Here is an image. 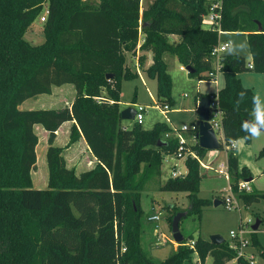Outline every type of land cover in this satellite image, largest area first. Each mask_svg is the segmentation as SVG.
<instances>
[{"label": "trees", "instance_id": "obj_1", "mask_svg": "<svg viewBox=\"0 0 264 264\" xmlns=\"http://www.w3.org/2000/svg\"><path fill=\"white\" fill-rule=\"evenodd\" d=\"M46 7L45 40L35 45L25 36ZM208 7V0H153L141 13V0H0V264H186L195 258L204 264L209 256L214 264H225L235 257L224 243L192 235L161 262L148 257L141 238L142 192L151 177L162 176L164 156L177 152L178 139L164 138L172 130L166 122L151 129L137 122L126 128L121 117L122 81L139 76L128 64L127 53L152 52L146 75L157 81L158 99L171 107L176 102L165 55L194 68L195 73H189L193 76L212 69L210 52L219 33L203 27ZM222 29L246 34L253 58V68L240 54L227 53L223 60L224 86L217 98L228 145L229 183L246 205L264 204V192L240 189L241 181L253 177L240 166L232 146L242 138L251 142L242 125L254 121L258 101L239 74L264 75V0H224ZM145 59L141 54V64ZM65 84L76 91L70 106L20 108L27 99L52 94L54 86ZM211 95L199 94L197 100ZM197 121L192 149L203 159L209 150L199 144ZM65 122H72L70 143L83 137L97 159L80 174L68 167L64 148L54 144ZM37 125L49 134L46 189L35 188L32 179ZM159 140L166 144L159 146ZM259 156H264V148ZM185 164V175L160 186L185 192L190 199V209L167 206L171 230L178 212L189 210L188 215L200 219L208 203L198 196L204 176L200 160L189 156ZM192 240L194 248L187 245ZM253 241L264 258V242L258 234Z\"/></svg>", "mask_w": 264, "mask_h": 264}, {"label": "rangeland", "instance_id": "obj_2", "mask_svg": "<svg viewBox=\"0 0 264 264\" xmlns=\"http://www.w3.org/2000/svg\"><path fill=\"white\" fill-rule=\"evenodd\" d=\"M149 0H145L147 3ZM144 0H142V4ZM42 15H48L47 7L44 9ZM41 16L34 22L31 27V31L25 36L34 39L32 43L35 45L44 42L45 37L43 33V25L45 21H41ZM35 27L37 30L33 29ZM39 32L42 34L35 36L33 32ZM40 39L42 40H38ZM225 37L232 40L233 45L228 50V54H240L244 56L248 61L251 60L250 49L246 48L242 42L247 39L248 36L241 33H232L231 35H225ZM172 40H177L175 35L171 36ZM165 60L168 64V70L173 79V98L176 100V104L172 106V110L167 113H162L161 110L155 108L156 105L163 108L164 103L158 99L157 96V81L147 77L145 69L137 63V57H131L128 59V64L133 71H137L139 67L140 74L138 77L122 81L121 89V107L122 110L127 107H135V104H142L148 106L144 113V121L142 126L145 129H151L157 122H166L174 127H181L184 124L189 126L193 125L197 120L198 115L195 111L196 99L199 94H214L217 91V85L210 80H201V75H190L188 71L180 70L182 64L178 59L170 54L165 55ZM251 76V85L257 87V93L261 102H263V89L257 85V79L262 78L264 84V76L258 75L255 72L246 73ZM252 82H255L252 84ZM250 85L248 82H246ZM224 85V77L220 76L219 88ZM53 94H40L35 97L27 99L21 106V109H50V108H63L71 103L75 97L76 91L72 84H65L60 87L54 86ZM262 110H264L262 108ZM254 118V115H253ZM255 119V118H254ZM255 121V120H254ZM136 123V120L123 119V126L131 128ZM68 124V123H67ZM70 128L71 125H65L60 133L58 140L54 143L65 149L64 157L68 160V166L74 168L78 173L83 170H87V165L74 166L75 157L72 151L74 143H70ZM172 128V127H171ZM65 129L69 131L68 135L64 134ZM35 131L39 137V144L36 148L37 151V164L32 172V179L35 188L46 189L48 187L49 168L47 164V149L48 133L40 125L35 127ZM169 133V132H168ZM185 137L191 138V133H184ZM176 138L173 131H170L169 138ZM165 138V136H164ZM190 140V139H189ZM72 146V147H71ZM71 147V148H70ZM79 147V146H78ZM240 148V149H239ZM264 148V135L259 139L247 142L242 138L238 140L237 154L241 163L250 171L253 180L251 187L256 192H264V156H259L260 150ZM80 149V147H79ZM223 152V150H221ZM71 153V154H70ZM172 156L175 158L173 159ZM213 162L209 168L204 166L201 169L203 176L201 182V190L198 194L200 198L208 200V203L202 207L200 219H194L193 215H188L181 220L180 228L185 237L190 235L193 238H202L210 240L214 234L221 235L224 239L225 245L230 244L231 230H238L241 221H247L251 219H261L262 227H264V204L263 202L254 203L252 205H246L243 200H240L241 210L228 209L223 203L215 206L214 201L219 199L223 201L228 191L224 190L228 187L227 180L218 174L217 165L224 160L223 154H218L213 157ZM210 159L207 153L204 161ZM85 162L91 165L90 161L85 159ZM85 163V164H86ZM93 166V165H91ZM89 166V167H91ZM243 167V166H242ZM176 170L180 173V176L187 173V167L184 158H176L175 154H168L164 156L162 165V176L151 177L142 192V206L145 210V215L142 219V245L145 253L154 262L159 263L167 258L174 250L178 248V244L170 242L166 239H173L172 230L169 226V218L171 211L167 206L177 205L181 209H187L190 207V199L185 192H172L163 191L160 186L172 177V172ZM170 207V208H171ZM160 214V220L153 222L149 221L148 217L152 214ZM158 225V232L155 230ZM260 240L264 242V234H258ZM174 240V239H173ZM211 258H207L204 264H214ZM186 264H197L196 258L193 262ZM202 264V263H201ZM258 264H263L262 259H258Z\"/></svg>", "mask_w": 264, "mask_h": 264}, {"label": "built area", "instance_id": "obj_3", "mask_svg": "<svg viewBox=\"0 0 264 264\" xmlns=\"http://www.w3.org/2000/svg\"><path fill=\"white\" fill-rule=\"evenodd\" d=\"M209 7L207 12L202 17V24L204 28L216 30L219 33V40L217 44H215L210 52L211 62H212V69L205 73V80H210L215 82L218 86L217 91L211 95V106H210V115H209V122L214 129L217 138L219 139L220 143L222 144V150H225L227 153L228 145L226 143L224 137V131L222 127V112L219 108L217 94L218 91L221 89L219 88L220 85V76H223V60L225 54H227L230 47L233 45L232 40L224 38V35L229 33L222 29V18H223V8H224V0H208ZM48 12V11H47ZM47 15H42L41 21H46ZM249 68H253V63H248ZM180 70L188 71L187 67L180 66ZM138 73L140 74L139 67L137 68ZM148 106H144L142 104H135L136 115L135 119L137 123L142 124L144 121V113ZM155 108L161 110L162 113H167L172 110V107L169 104H165L163 108L156 105ZM128 128V127H126ZM196 128V125L193 124L191 126L184 124L180 128L172 126V131L176 135L178 139V150L175 153L176 158H184L185 160L191 156L192 158H197L200 160L201 166L205 168H209L210 164L213 162V159H208L207 162L203 159L198 157L196 151L192 149V145L197 142V138L194 136L193 131ZM184 133H191L192 137L187 138L185 137ZM170 137V132L165 134V138ZM190 139V140H189ZM232 146L234 144L232 143ZM225 148V149H224ZM221 151V150H220ZM220 151H209L208 154L213 152H220ZM217 172L219 175L223 176L226 180H228V187L224 190L228 191L227 195L224 197L222 203L228 209H238L241 210L240 207V199H238L234 193L232 192L230 183H229V167L227 160L221 161L217 165ZM186 174V173H185ZM183 174V175H185ZM180 173L176 170L172 172V177H178ZM240 189L245 190L246 192H252V187L250 181L244 180L241 181L239 184ZM149 221H159L160 214H152L148 217ZM257 219L249 218L247 221H241L238 230H231L230 237L231 242L228 244V248L235 252V257L226 262L225 264H239L240 260H245L250 264H258V259H262L264 264V258L262 256V250L254 244L253 235L254 234H264V227H262V223L260 224L258 229H254L253 225L256 223ZM158 232V225H156V229ZM170 242L175 243L172 238H168L165 236ZM195 242L192 240L191 242L187 243L191 248H194ZM126 251V247H122L121 253ZM120 264V263H119ZM199 264H201L199 260Z\"/></svg>", "mask_w": 264, "mask_h": 264}, {"label": "water", "instance_id": "obj_4", "mask_svg": "<svg viewBox=\"0 0 264 264\" xmlns=\"http://www.w3.org/2000/svg\"><path fill=\"white\" fill-rule=\"evenodd\" d=\"M261 29V27H260ZM187 70L189 73H195V69L191 66H187ZM112 74H108L107 77L110 78ZM210 106H211V100L207 96H203L199 99L198 102V121L196 124L199 126V132H198V141L202 148L209 150V151H220L222 150V144L220 143L219 139L217 138V135L212 128L211 123L209 122V115H210ZM136 115V109L135 107H127L121 111V117L122 119L127 120H134ZM249 123L253 121H248ZM166 143L163 140L158 141V145H165ZM252 178H248L247 181H251ZM222 201L219 199H216L214 201L215 206H218L221 204ZM190 209V207H189ZM188 211H180L178 212L172 222V234L174 241L181 245L185 241V236L181 231L180 223L181 220L188 215ZM262 223L261 219H257L256 223L253 225L254 229H258L260 224ZM210 241L216 245H221L225 242V239L219 235L214 234L211 236Z\"/></svg>", "mask_w": 264, "mask_h": 264}, {"label": "crops", "instance_id": "obj_5", "mask_svg": "<svg viewBox=\"0 0 264 264\" xmlns=\"http://www.w3.org/2000/svg\"><path fill=\"white\" fill-rule=\"evenodd\" d=\"M153 0H149L147 3L145 2V0H144V3L142 4V0H141V10H140V12L141 13H143L144 12V10H146L148 7H149V5H150V3L152 2ZM90 2L91 3H93V4H96V3H98L99 2V0H90ZM32 27V26H31ZM31 27L29 28V30H28V32H27V34L31 31ZM33 29H35V30H37L35 27H33ZM26 34V35H27ZM33 34L35 35V36H38V35H41L42 36V34L41 33H39L38 31L37 32H33ZM232 33H227V34H225V35H231ZM225 35H224V38H226V39H229V38H227V37H225ZM246 35V34H245ZM143 39H144V34H141V42L143 41ZM29 40L32 42V41H34V39H33V37L32 38H29ZM38 40H42V39H40V37H39V39ZM231 40V39H230ZM141 54H145L146 55V59H145V61H144V63L143 64H141V61H140V55ZM131 57H137V59H138V61H137V63L139 62V64H141L140 66L142 67V68H144L145 70L153 63V54H152V52H144V51H141V50H139L138 49V51H137V54L136 55H131L130 53H127V62H128V59L130 58V60H131ZM248 61V60H247ZM248 63H253V58H252V55H251V60L250 61H248ZM253 72V71H252ZM246 73H251V71H248V72H243V73H240L239 74V77L241 78V80H242V82H243V84L246 86V87H250V88H252L253 90H254V92H255V95H256V98H257V101H258V109H257V111H255V113H254V118L256 119V115L259 113V111H261L262 110V108L264 109V98H263V102H261L260 101V99H259V96H258V93H257V87L255 86V85H251L250 84V80L252 79L251 78V76H249V75H247ZM256 74H258V75H262V76H264L262 73H257V72H255ZM246 82H248L250 85H248ZM257 85L259 86V88H261V89H263V91H264V84H263V81H262V78L261 77H259L258 79H257ZM255 82H252V84H254ZM224 86V85H223ZM60 87V86H59ZM53 91H54V89H53ZM264 93V92H263ZM52 94H53V92H52ZM263 96H264V94H263ZM73 100H74V98L72 99V101H71V103L73 102ZM175 100V99H174ZM175 102H176V100H175ZM198 102H199V99L197 100L196 99V102H195V104H196V107H195V111H196V113H197V109H198ZM71 103L70 104H68L69 106L71 105ZM65 107V106H64ZM50 109H60V108H50ZM198 115V114H197ZM254 119V120H255ZM68 123V124H67ZM65 125H72V122H65L60 128H59V130L56 132V134H57V137H56V141L58 140V137H59V133H60V131H61V129L65 126ZM171 127L173 126V125H171V124H169ZM125 127H127V126H125ZM180 128V127H179ZM48 133V132H47ZM64 134L65 135H68L69 134V131H67L66 129H65V131H64ZM253 140V139H252ZM56 141H55V143H56ZM234 146L236 147V148H238V141H235L234 143ZM74 147H72V151L73 152H71V153H74L73 154V156L75 157V164H74V166H80V165H87L86 167H87V170L88 169H91V168H93V166H94V164H96L97 163V159H96V157L92 154V152H91V150H90V148H89V146H88V144H87V142H86V140L82 137L79 141H77L76 143H74V145H73ZM80 147V149H79V147ZM70 147V148H71ZM240 149V148H239ZM64 151H65V149H64ZM70 153V154H71ZM63 154H64V152H63ZM218 154H223V156H224V161H226L227 160V153L225 152V150H223V152L222 151H220V152H213V153H211V154H209V156H210V158L211 159H214L213 157L214 156H217ZM172 158L173 159H175L173 156H172ZM85 159H87V160H89L90 161V163H91V165H93V166H91V165H89V166H91V167H89L88 166V164L85 162ZM86 163V164H85ZM239 163H240V166L242 167H244V163L242 164L241 163V161H240V158H239ZM67 164H68V160H67ZM68 167H70V165L68 166ZM84 171H86V170H83V171H81V172H84ZM80 172V173H81ZM78 173V172H77ZM80 173H78V174H80ZM227 182H228V180H227ZM208 258H211L210 260H212L213 261V258L211 257V256H209Z\"/></svg>", "mask_w": 264, "mask_h": 264}, {"label": "clouds", "instance_id": "obj_6", "mask_svg": "<svg viewBox=\"0 0 264 264\" xmlns=\"http://www.w3.org/2000/svg\"><path fill=\"white\" fill-rule=\"evenodd\" d=\"M242 44L249 49V42L247 39H244ZM242 128L246 131V138L248 139L256 140L264 135V110L259 111V113L256 115L255 121L251 123L245 122L242 125Z\"/></svg>", "mask_w": 264, "mask_h": 264}]
</instances>
